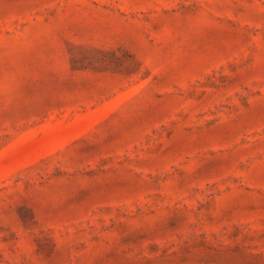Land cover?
Segmentation results:
<instances>
[{
    "label": "rangeland",
    "instance_id": "374dc122",
    "mask_svg": "<svg viewBox=\"0 0 264 264\" xmlns=\"http://www.w3.org/2000/svg\"><path fill=\"white\" fill-rule=\"evenodd\" d=\"M0 264H264V0H0Z\"/></svg>",
    "mask_w": 264,
    "mask_h": 264
}]
</instances>
